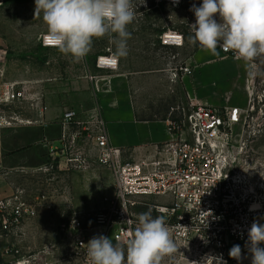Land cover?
I'll return each instance as SVG.
<instances>
[{"label": "built area", "instance_id": "1", "mask_svg": "<svg viewBox=\"0 0 264 264\" xmlns=\"http://www.w3.org/2000/svg\"><path fill=\"white\" fill-rule=\"evenodd\" d=\"M4 1L0 0V4ZM156 2L178 6L182 0L178 4L173 0ZM166 36V33L161 35L163 44L171 41L170 45L182 46L181 34L175 33L172 40ZM42 42L49 46L43 38ZM221 49L235 58L232 50ZM100 58L98 64L102 67H118L117 59L113 60L112 56L108 58L115 63L103 64ZM180 71L191 73L192 65L186 62L180 65L175 69V77ZM91 79L98 91V77ZM31 83L1 85L0 180L3 181L11 172L5 164L3 130L24 120L18 112L6 111L1 106L22 105L28 98L40 99V93L32 92ZM46 108V104H41L42 110ZM181 111L168 120L173 138L153 145L138 159H125L121 149L110 143L100 106L85 121L78 119L74 109L64 112L60 145L46 143L48 169L87 170L92 163H98L111 168L114 175L112 192L105 196L101 210L85 218L73 217L60 225L70 247L69 256L76 264H87L85 244L92 237H109L112 233L115 241L123 242L127 238L137 225L133 208L141 197L161 199L154 208L165 217L176 246L186 251L200 248L206 257L219 256L222 260L229 256L234 245L247 250L251 224L264 223V195L258 192L264 190V164L250 153L251 145L263 131L260 119L264 109H257L252 94L246 108L192 103ZM24 193L21 188H13L9 195L0 193V236L17 233L37 216V202L26 199ZM255 201L260 202L259 207H253Z\"/></svg>", "mask_w": 264, "mask_h": 264}, {"label": "rangeland", "instance_id": "2", "mask_svg": "<svg viewBox=\"0 0 264 264\" xmlns=\"http://www.w3.org/2000/svg\"><path fill=\"white\" fill-rule=\"evenodd\" d=\"M133 3L137 6V15L128 26L131 38L127 41V56L120 58L122 63L133 62L135 68L151 71L164 65L176 69L196 47L200 48L189 39L192 35L189 24L195 22L194 13L190 11L192 4L199 6L202 0H182L178 6L156 0H133ZM34 9V0H5L0 4V90L5 83L32 82V92L44 95V99L52 95L62 98L68 92L66 88L71 90L83 83L89 77L87 74L98 73V58L110 57L115 45L107 36L94 39L88 55L76 62L70 55L43 44L47 25L42 16L34 17ZM167 32L181 34L182 46L170 45L171 41L163 44L161 35ZM253 63L256 64L252 76L253 103L259 110L264 109V55L255 58ZM109 75V71L105 73ZM143 99L148 100L152 108L148 114L152 117H162L168 108L176 105V100L170 97L145 96ZM1 109L19 113L24 106L10 104ZM260 120L264 124V114ZM250 149L252 157L264 164V125ZM47 161L45 158L40 164L28 162L10 168L14 187L24 190L26 199L37 202L38 213L17 233L0 236L3 264H17L22 258H27L29 264H76L69 256L70 247L60 225L73 217L85 218L98 212L105 196L112 192L114 175L107 166L92 163L87 170L48 169ZM258 192L264 195V190ZM136 200L133 208L136 222L139 213L150 209L153 218L161 215L154 208L161 202L160 198ZM109 238L115 242L112 233ZM181 247L177 246L174 254L164 256L161 264H231L235 260L230 256L223 260L219 256L206 257L200 248L186 251Z\"/></svg>", "mask_w": 264, "mask_h": 264}, {"label": "crops", "instance_id": "3", "mask_svg": "<svg viewBox=\"0 0 264 264\" xmlns=\"http://www.w3.org/2000/svg\"><path fill=\"white\" fill-rule=\"evenodd\" d=\"M217 51L218 55L202 47L196 49L186 60L193 71H180L177 77L175 68L168 69L164 65L152 71L137 69L133 62L122 63L112 53L113 60L118 61L117 68L102 67L96 62L98 73L87 74L89 77L71 90L66 88L68 92L62 98L52 95V98L44 99L42 94L38 100L28 98L23 103L24 110L19 112L24 121L3 130L6 166L12 168L28 162L40 164L45 158L47 160L49 146L46 143L50 141L55 146L60 145L63 116L68 109L76 110L78 119L85 121L89 119L90 112L100 106L110 143L121 149L124 157L138 159L153 145L173 138L168 130V120L175 118L183 108L188 109L192 103L246 108L253 94L254 74H249L243 60L225 55L221 48ZM108 71L110 75L105 76ZM91 76L98 77V91ZM145 96L174 98L176 105L168 108L166 115L152 117L148 114L152 108L148 100L143 99ZM37 101L38 104L33 106L32 102ZM41 104L47 105L46 110L41 109ZM2 181L0 193L9 195L15 188L12 174ZM2 255L0 252V264H3ZM231 264H251V257L242 250L241 260L235 259Z\"/></svg>", "mask_w": 264, "mask_h": 264}, {"label": "clouds", "instance_id": "4", "mask_svg": "<svg viewBox=\"0 0 264 264\" xmlns=\"http://www.w3.org/2000/svg\"><path fill=\"white\" fill-rule=\"evenodd\" d=\"M34 2V17L42 16L47 25L44 41L62 54L79 62L91 51L94 39L107 36L115 45L113 55L117 59L127 56V41L131 38L128 26L137 15L133 0ZM190 11L195 16V22L189 24L193 44L217 55L218 48L232 50L235 59L243 60L249 74H254L253 61L264 55V0H202L199 6L193 3ZM136 219V227L123 242L104 235L92 237L85 244L87 264H161L164 256L178 250L163 215L153 218L150 209ZM262 245L264 224L254 221L245 244L251 264H264ZM229 256L240 261V245H234ZM17 264H29V260L22 258Z\"/></svg>", "mask_w": 264, "mask_h": 264}, {"label": "bare ground", "instance_id": "5", "mask_svg": "<svg viewBox=\"0 0 264 264\" xmlns=\"http://www.w3.org/2000/svg\"><path fill=\"white\" fill-rule=\"evenodd\" d=\"M166 35H167L166 37L168 38V40H172V37L175 36V34L173 32H167ZM100 59H101V62L103 64H109V62L112 61V59H109L107 56H101ZM251 187H252V190H255V187H254L253 183H251ZM262 187H264V186H262ZM254 205H258V207H259L260 206V202L255 201L253 206Z\"/></svg>", "mask_w": 264, "mask_h": 264}, {"label": "snow or ice", "instance_id": "6", "mask_svg": "<svg viewBox=\"0 0 264 264\" xmlns=\"http://www.w3.org/2000/svg\"><path fill=\"white\" fill-rule=\"evenodd\" d=\"M112 63H115V61H112Z\"/></svg>", "mask_w": 264, "mask_h": 264}, {"label": "trees", "instance_id": "7", "mask_svg": "<svg viewBox=\"0 0 264 264\" xmlns=\"http://www.w3.org/2000/svg\"><path fill=\"white\" fill-rule=\"evenodd\" d=\"M199 47H196V49H198Z\"/></svg>", "mask_w": 264, "mask_h": 264}]
</instances>
